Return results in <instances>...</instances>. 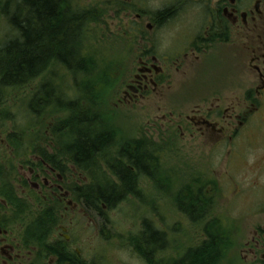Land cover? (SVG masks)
<instances>
[{"label": "flooded vegetation", "instance_id": "flooded-vegetation-1", "mask_svg": "<svg viewBox=\"0 0 264 264\" xmlns=\"http://www.w3.org/2000/svg\"><path fill=\"white\" fill-rule=\"evenodd\" d=\"M95 1L122 16L126 55L136 62L114 108L141 102L150 93L163 100L175 77L189 80L190 86L176 96L173 110L186 97L197 101L184 116L170 115L162 136L198 138L221 148L236 141L249 122L262 120L264 0ZM43 131L24 154L16 150L17 141L0 134V264H113L107 256L110 247H97L98 230L106 243L112 238L101 230L105 219L97 204L83 197L89 179L80 166L65 161L64 137L50 134L48 124ZM219 154L224 152L219 149ZM259 155L257 170L264 168V152ZM202 174V187L195 193L181 188L186 197L178 190V198L204 201L209 181ZM255 185L256 206L264 208V185ZM253 232V246L248 241L242 249L252 256L250 264H264V226Z\"/></svg>", "mask_w": 264, "mask_h": 264}, {"label": "trees", "instance_id": "trees-1", "mask_svg": "<svg viewBox=\"0 0 264 264\" xmlns=\"http://www.w3.org/2000/svg\"><path fill=\"white\" fill-rule=\"evenodd\" d=\"M11 4L16 9H10ZM0 10L12 31L0 43V120L9 115L8 107L3 108L4 95L43 76L24 101L35 118L31 124L41 125L29 144L44 135L45 124L50 134L63 136L65 161L84 170L89 181L83 197L97 204L99 214L104 212L102 203L111 208L129 195L141 197L139 178L151 177L157 185L155 173L164 171L160 152L166 151L170 137L157 141L143 134L126 139L109 119L112 106L102 92L121 61L98 60L92 52L94 44L88 42L92 37L87 36L88 26L102 20L105 10L97 3L82 6L72 0H6ZM15 135L8 138L17 141L16 150L24 154L27 146ZM213 203L212 196L204 201L192 196L186 205L178 202L190 221L203 224V238L195 246L177 252L172 246L175 236L144 218L139 232L126 238L127 247L145 264H235L223 257L229 240L221 219L213 215ZM171 249L179 255L173 256Z\"/></svg>", "mask_w": 264, "mask_h": 264}, {"label": "rangeland", "instance_id": "rangeland-1", "mask_svg": "<svg viewBox=\"0 0 264 264\" xmlns=\"http://www.w3.org/2000/svg\"><path fill=\"white\" fill-rule=\"evenodd\" d=\"M72 1L82 6L96 2L95 0ZM3 2L5 4L6 0H0V5ZM7 9L9 10V7ZM10 9H16L15 4H11ZM121 21L120 14L105 11L102 14V20L99 19L97 24L88 26L87 34L88 37H92L88 39V42L92 41L94 44L92 52L98 60L107 61L114 57L121 61L116 67L118 70L114 71V76L108 87H104L107 90L102 92L103 96L105 93L107 94L108 103L113 106L110 109L109 119L112 120L111 123L115 130L119 131L126 139L144 134L158 141L166 130L164 122L170 124L168 121L170 115L171 119L179 113L184 116L189 113V109L197 100L186 97L181 101L179 110H173V107L177 105L176 96L181 97L183 92L186 94L190 86L189 80L174 77L173 85L167 87L165 95L162 97L163 100H160L157 94L150 93L141 102L130 106L119 105L114 108L113 103L116 97L122 95L126 81L124 80L125 75L128 78V70L132 67L134 70L136 68L133 55H130L129 58L126 55L125 35L123 29L119 28ZM11 36L12 31L8 24V18L0 10V43ZM97 73L95 72L94 75L96 76ZM42 77L36 78L23 89H16L4 95L3 108L8 107L9 115L0 120V134L3 137L14 133L28 146L33 135L40 130V123L34 122V125L37 124L35 127L31 124V118L33 121L35 118L33 114L31 116L28 113V107L24 101L30 95V88L36 87ZM73 93H75V89H73ZM114 96L116 97L114 98ZM172 112L173 116L170 114ZM61 116H64V112L60 113ZM260 118L262 120H258L257 125L255 123L251 125L249 122L247 126L242 127L240 137L236 141L226 143L221 148H217L211 142H202L198 138L178 140L170 137L171 142H168V148L165 147L166 151L160 152V163L164 166V171L158 170L155 173V178L159 179V183L155 185L141 177L138 185L141 197L140 195L138 197L129 195L115 207L104 208L102 215L106 222L102 223L101 230L104 234H110L109 238L112 239L106 243L107 240L101 236L102 233L98 230L97 247H110L107 255L109 261L113 264H144L127 247L126 241L129 235L139 232L144 218L150 219L158 229L168 231L171 236L174 235L177 238H174L172 245L178 250L177 252L189 245L198 244L203 238L201 231L203 224L187 220L172 201L185 205L189 201V197L185 200L181 197L178 198V190L188 186L189 188H187L195 193V189L198 190L205 183L206 179L202 174L205 172L209 181V187L204 190L206 199L212 196L213 215L221 219L226 238L229 240V246L224 251L223 257L229 261L235 260V264H250L252 256L247 252V248H242L248 241H251V246H253L254 228L259 224L264 226V208L256 206V201L259 198L256 197V193H253L256 188H259L255 183L264 185V168L257 170L255 167L257 165L254 164L256 157L260 156V152H264V111ZM168 124L165 125L168 126ZM219 149L220 152H224L221 156ZM214 151L218 153L215 154ZM257 173L259 179L256 177ZM235 184L238 186V190H236ZM182 193L184 197L186 192ZM260 195L263 198L264 192ZM93 246H96L95 243ZM170 252L174 254L175 251L171 249ZM177 255L179 254L173 256ZM259 255L260 252L257 253L258 257H260Z\"/></svg>", "mask_w": 264, "mask_h": 264}]
</instances>
